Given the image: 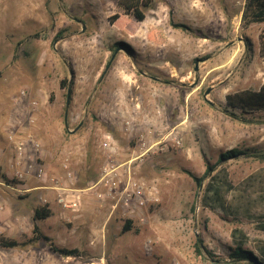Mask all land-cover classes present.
<instances>
[{
	"label": "rangeland",
	"instance_id": "374dc122",
	"mask_svg": "<svg viewBox=\"0 0 264 264\" xmlns=\"http://www.w3.org/2000/svg\"><path fill=\"white\" fill-rule=\"evenodd\" d=\"M144 13L129 35L107 21L123 14L117 0H0V180L8 179L13 155L8 135L16 134L39 143L37 150L28 144L27 151L50 174L64 176L67 161L75 189L85 190L104 167L124 175L134 159L132 175L155 184L160 198L138 220L86 191L80 210L69 211L81 215L78 220L68 215L36 222L53 245L77 248L79 256H61L38 241L26 249L0 247V264H247L228 258L238 239L235 229L247 237L244 248L257 257L256 249L264 252V161L219 160L230 149L264 153V111H235V118L224 100L264 83L258 44L264 23L242 28L235 0H154ZM156 27L164 37L160 45L146 39ZM116 42L128 50L123 45L115 50ZM124 72L135 73L143 87L156 84L166 94L171 88L182 93L177 108L174 98L166 97L168 113L144 139L146 147L160 144L144 155L135 137L145 127L139 118L143 89L134 92V136L126 141L138 148L122 149L115 141L113 148H101L112 131L110 118L119 111L117 93L130 92L118 87L119 81L128 82ZM63 80L70 87H62ZM28 177L23 183L35 186ZM19 196L0 187V215L15 213ZM127 219L130 230L122 232ZM0 232L18 242L32 237V229L19 231L4 217Z\"/></svg>",
	"mask_w": 264,
	"mask_h": 264
},
{
	"label": "built area",
	"instance_id": "2783aa9c",
	"mask_svg": "<svg viewBox=\"0 0 264 264\" xmlns=\"http://www.w3.org/2000/svg\"><path fill=\"white\" fill-rule=\"evenodd\" d=\"M246 2L247 0H235V5L242 11ZM124 127V131L130 129L131 122L126 121ZM146 133L151 134V131H146ZM144 139L145 135L138 136V142L141 143L139 149L143 155L155 145L158 146L160 144L159 142L153 146L146 147ZM8 140L13 155L8 163L10 176L7 178L10 182L14 181V183L0 180V187L8 191H15L19 194L30 193L33 188L26 187L23 182L28 176H31L40 183V186L56 193V202L65 212H78L84 200L83 193L88 191L101 203L111 202L112 211L120 209L123 214L131 218L136 217L138 220L143 219L144 210L148 204H157L160 201L155 184L147 183L132 175L130 166H132L134 159L126 164L128 166H126L127 169H125L124 175L117 171V167H104L99 178L89 184L85 190H81L75 189L69 184L72 180V173L69 171L67 161L62 165L65 172L64 176L59 177L50 174L41 164H37L27 151L28 144L37 150L39 147L38 142L31 138L27 140L26 137L16 134L8 135ZM114 146L112 136L109 134L104 135L101 148L106 150ZM47 201L44 196H41L39 204L46 206ZM2 208L3 206L0 203V210Z\"/></svg>",
	"mask_w": 264,
	"mask_h": 264
},
{
	"label": "trees",
	"instance_id": "16d2710c",
	"mask_svg": "<svg viewBox=\"0 0 264 264\" xmlns=\"http://www.w3.org/2000/svg\"><path fill=\"white\" fill-rule=\"evenodd\" d=\"M154 0H117L118 6L122 9L123 14H114L107 18L108 23L111 26H114L123 33H127L129 35H133L138 27V23L145 19V10L149 9ZM241 27L246 28L250 24H259L264 23V0H247L242 10L241 15ZM174 27H179L183 29H187L186 26L180 24H172ZM61 34L59 32L58 35ZM163 35L159 27L152 29L147 34V41L155 44L160 45L163 41ZM259 55L264 57V28L261 30L259 34ZM123 45L128 50V46L123 42H116L115 43V50L118 46ZM62 87H70L68 83L66 84V80L61 82ZM71 91V89H70ZM69 91V95H70ZM224 100L226 103L227 108H230L231 111L230 115L232 117H237L235 111H239L241 114H253L256 112L264 111V83L259 88V90L254 91L251 89H245L242 91L228 93L224 96ZM239 156H249L256 158L258 160L264 161V153H257L255 151H251L249 149L241 150V149H233L228 150L220 155V161H226L227 159H234ZM210 169V168H209ZM207 169V171L209 170ZM190 174V173H188ZM190 176L193 180L200 186L201 182L199 179L195 178L192 174ZM8 183L10 182L6 179ZM210 191V189L208 190ZM207 191V192H208ZM212 194L216 197L220 198V192L216 189L211 190ZM50 216L49 210L46 206H41L35 209L34 216L32 221L35 222L37 220H45ZM131 220L127 219L123 226L122 232H126L130 230L131 227ZM262 230H264V224L260 226ZM233 235L237 237L236 245L229 250L228 258L231 263H240L246 261L247 264H264V252L261 249H256L260 252V257L257 255H253L252 251L247 250L242 245L246 243L247 237L243 232L240 230H233ZM43 241L44 243H48L49 247L52 251L61 254L64 257H76L80 255V251L77 248L67 249L61 248L53 245L51 240L48 236L43 235L41 230L38 228L36 224L33 225L32 228V237L27 239L26 241L18 242L15 240L6 239L4 237H0V247L6 249H13V248H28L35 242ZM209 255L211 253L208 251Z\"/></svg>",
	"mask_w": 264,
	"mask_h": 264
},
{
	"label": "crops",
	"instance_id": "0c3cea01",
	"mask_svg": "<svg viewBox=\"0 0 264 264\" xmlns=\"http://www.w3.org/2000/svg\"><path fill=\"white\" fill-rule=\"evenodd\" d=\"M124 74L125 72L123 73V75ZM134 74L135 73H132V74L126 73L124 75L128 78V82L119 81L118 87H120L123 90L125 89L130 90V92L125 93L126 91H123V92L117 93V94L119 93L121 94V96L118 97V99H121L118 105V108H117V110L119 111L116 110L118 114L113 116V118H110V122L112 124V127H111L112 131L107 133L112 136L113 142L115 141L119 143V146L122 149L129 146L130 148H132L133 152L135 151L136 148H138V145L136 143L127 144L126 141H129L130 138L134 136V134L132 133L133 132L132 129H134V125L136 123L135 120L133 119L135 118V116H133L134 114L133 112L136 109L135 108L136 105L133 103L134 99L136 98V95L134 92L137 91L138 89L140 90L143 89L144 91H146L145 93H143L142 97L144 98V100H142V103L139 109L140 110L139 118L142 119L141 122H143V124L145 123V127L143 130L140 131V133L135 135V137L138 135H145V139H150L151 137L150 133H146V131H151L153 135L156 130V127L153 126L155 124L154 122L156 120L158 121L160 117H162V115H164L167 112L166 110L167 106H166V101H165L166 97H168L170 100L174 98L176 102H174L173 105H175V107L177 108L176 105L181 106V94H182L181 91H177L176 88H171L170 90L171 94H166L165 93L166 91L163 88L162 89L159 88L158 85L156 86V84H153L151 86L147 84L149 85V87H143V85H146V84L141 85L139 81L136 79V76ZM140 76H144V73L143 74L141 73ZM150 78L155 80L156 82H160L159 79H157L156 77H150ZM151 89H154V91H152L153 93H150L151 95H148ZM126 94H129V96H127ZM169 95H172V96H169ZM182 101H184V95L182 96ZM126 121H130L132 124L131 129H129L128 131H124L125 129L124 123ZM6 170H7V176L9 177L10 172H9L8 166ZM29 179H31L29 180L31 182L32 180H35L36 184L37 183L40 184L34 177H31ZM36 184L35 186H30V188H33V190L30 192L29 195L19 194L20 200L17 201L19 209L15 213H11L10 211L9 214H7V212H3L4 216L0 215V218L2 217L7 218V219L10 218L13 227L18 229L19 231L31 230L33 228V225L36 224L37 221H39L37 220L33 222L32 219L34 216L35 209L38 207H41L39 204L41 196H44V198L48 200L46 208L50 212V216L45 220L43 219L42 221L45 222L55 217L54 221L56 222L57 219H61V218L63 219L64 217H67L68 215L71 221H76L81 217V215L69 214V212L63 211L60 205L56 202L57 199H56L55 192L53 190L45 189L44 187L38 184L36 185ZM25 196L27 197V199ZM84 201L86 202L87 200L84 199ZM48 225L49 224H47V229H48Z\"/></svg>",
	"mask_w": 264,
	"mask_h": 264
},
{
	"label": "water",
	"instance_id": "95a60500",
	"mask_svg": "<svg viewBox=\"0 0 264 264\" xmlns=\"http://www.w3.org/2000/svg\"><path fill=\"white\" fill-rule=\"evenodd\" d=\"M116 50L118 51L119 48H117ZM108 65H109V64H108ZM195 69H197L196 66H195ZM210 90H211V87L208 88V89L205 91L204 96H206L207 94H209ZM69 91H70V89H68V91H67V95H66V109H65V112H64V120H65V127H66V128H68V127H67V109H68V106H69V103H70V95H69Z\"/></svg>",
	"mask_w": 264,
	"mask_h": 264
},
{
	"label": "bare ground",
	"instance_id": "6f19581e",
	"mask_svg": "<svg viewBox=\"0 0 264 264\" xmlns=\"http://www.w3.org/2000/svg\"><path fill=\"white\" fill-rule=\"evenodd\" d=\"M143 30V29H142Z\"/></svg>",
	"mask_w": 264,
	"mask_h": 264
}]
</instances>
